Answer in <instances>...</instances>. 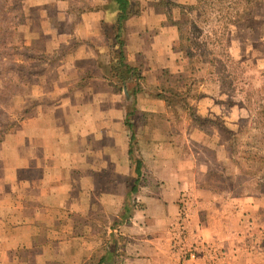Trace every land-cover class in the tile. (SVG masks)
Instances as JSON below:
<instances>
[{"label": "crops", "instance_id": "0c3cea01", "mask_svg": "<svg viewBox=\"0 0 264 264\" xmlns=\"http://www.w3.org/2000/svg\"><path fill=\"white\" fill-rule=\"evenodd\" d=\"M131 1L140 2L141 9L124 21V53L129 65L141 68L146 85L135 96L137 108L144 114L160 113L163 102L154 100L148 88L163 69L173 71L179 65L174 47L177 30L156 0ZM22 2L24 20L7 43L43 53L63 46L74 17L65 9L52 10L57 9L54 0ZM115 16V10L84 13L73 31L84 41L66 59L48 65L45 60H17L19 65H47L44 72L31 74V84L25 83L20 71L14 81L9 75L1 76V83L19 84L18 104L28 101L31 111L0 140V264H49L53 259L61 264H91L95 255L94 264H172L176 260L177 251L170 247L171 226L178 213L177 197L194 171L184 159L183 167L169 171L172 175L164 169L152 172L160 180L137 190L141 205L133 206V185L127 186L123 170L129 146L126 149L120 143V152H115L110 133L122 134L123 109L101 74L104 69L97 67L98 58L107 55L102 29L112 28ZM85 73L89 76L83 80ZM81 80L86 83L82 85ZM5 111L10 114L9 109ZM207 111H216L212 102L199 109ZM152 128L149 123L145 126L146 131ZM145 138L153 145L158 139ZM166 159L159 154L148 157L152 164H169ZM190 187L189 194L200 198L197 210L205 208L210 213L207 223L196 220L200 233L190 234L224 248L222 256L209 264H264V256L255 255L247 243L234 248L231 230L222 236L211 232L212 226L232 224L234 198L215 201V188ZM245 199L247 209L264 211L260 197Z\"/></svg>", "mask_w": 264, "mask_h": 264}, {"label": "rangeland", "instance_id": "374dc122", "mask_svg": "<svg viewBox=\"0 0 264 264\" xmlns=\"http://www.w3.org/2000/svg\"><path fill=\"white\" fill-rule=\"evenodd\" d=\"M54 1L57 2V9L53 7L52 10L65 9L74 17L70 33H65L67 35L65 44H62L63 48L57 47L53 53H47L54 55L53 62L56 63L59 59L68 58L73 48L84 41L79 34L74 35L73 31L81 22L82 15L88 12V6L102 10L105 5L109 12L114 11L115 7L109 0ZM171 1L173 3L169 9L171 19L184 26L180 39L177 33L174 46L175 52L178 53L179 65L173 71L166 68L162 70L169 73L165 76L166 84H163V88L173 91L176 89L179 95L171 96L170 90L166 89L169 91L167 94L169 101L156 96L155 91L159 90L163 82L161 72L152 87L148 88V94L154 100H161L164 110L160 113H141L142 110L137 108L135 96L146 89V85L143 83L144 75L139 66L135 67L140 70L141 80L129 76L123 91L112 87L124 113L122 134L116 130H110L111 138L115 143V152L118 150L120 152V143L125 145L126 149L130 144L132 150L131 155L127 153V159L123 164V170L127 171V186L134 185L136 190L133 194H135L137 190L141 191L142 187L150 184L153 186V182L160 180V178L155 179L152 172L164 169L162 171L172 175L170 172L183 167L184 159L189 161L188 168L192 164L191 170L194 172L193 175L188 174L190 178L186 184L188 186L185 190H181L177 197L176 218L182 210L181 207L184 206L187 214L185 225L188 231L200 233L201 229L196 225V220L200 219L207 223L210 213L205 208H203L204 211H200L201 208L197 210V201L200 198L197 197V199L193 194H189L192 188L190 186L213 187L216 189L215 197H218L215 201L218 199L222 201L225 197L234 198L232 201L234 209L231 215L232 224L212 226L211 232L217 231V235L222 236L226 230H231L234 245H237L235 249L247 243L255 255L261 253L264 256V226L261 225L264 222V211L247 209L248 203L245 199L247 196H254L264 201V192L257 191L258 188L254 182L256 171L261 170L264 164L244 157L246 150L247 153L252 151L258 154V149L264 153V0H261L260 4H254L255 6L253 5V8L246 12L251 14L247 20L235 23L232 22L235 10L227 0L219 4L208 1L200 11L199 8L192 7L196 3L195 0ZM137 4L138 13L141 4L140 2ZM158 6L165 11V7ZM238 8L239 13L243 11V5H239ZM165 14H167L166 11ZM113 31L114 24L112 28L102 29V41L104 38L107 50L106 57L97 60V67L104 69L102 75L108 72L106 67L111 60V42L107 38L110 34L112 36ZM11 38L6 39L7 45H13L7 43L11 41ZM90 39L93 40V38ZM212 57L215 58L210 61ZM239 60L243 63H237ZM54 64L50 66L51 69L55 66ZM5 74L10 76V80L17 77L16 71ZM216 77L217 81H211ZM51 78L54 80L57 78L56 70L51 73ZM1 80L0 76V83ZM133 89L136 93L131 94ZM14 92L13 100L18 105L17 89ZM211 102L216 111L199 112V109H206ZM196 115L211 121H219L233 130L236 133L233 147L229 148L228 140L219 125L204 121L205 130L199 129L193 123L197 121ZM147 123L153 125L151 131L145 130ZM131 133L134 136L129 141ZM146 136L158 138L156 144L147 143ZM154 154L166 155L167 159L164 161L170 163L152 164L148 161V157ZM133 157L140 160L138 175L135 172ZM128 203L131 204V196ZM140 205L141 203L136 200V194L133 195V206ZM210 220L213 218L211 217ZM175 228L174 223L171 226L170 247L172 249L176 248L172 240L176 235ZM195 238L197 251L201 254L204 264H209L216 257L219 259L222 256L224 248L219 244L201 240L199 236ZM173 250L177 251V258L179 252L176 249ZM96 260L95 255L91 264H94ZM49 264H61V262L53 259Z\"/></svg>", "mask_w": 264, "mask_h": 264}, {"label": "trees", "instance_id": "16d2710c", "mask_svg": "<svg viewBox=\"0 0 264 264\" xmlns=\"http://www.w3.org/2000/svg\"><path fill=\"white\" fill-rule=\"evenodd\" d=\"M22 1L23 0H0V76L6 75L7 72L16 71L17 73L20 71L21 74L26 77L25 83L31 84L33 82V78H31V74H34V72H44L45 68L48 64L53 63L54 61V55L47 53H43L37 50L29 49L26 46H19V45H7L5 43L6 39L9 37H13L15 35L17 25L21 23L24 20V13L22 9ZM111 3L114 4L115 7V22H114V31L108 36L107 39H109V42H111V60L110 64L108 63L107 67L108 72L105 73L104 77L107 79V82L109 85L114 87L115 89H118L120 91H123V88L126 85V82L129 80V76L134 77L137 80L142 79V75L140 73V70L135 67L131 66L127 63L125 59V54L123 51L125 39H124V21L129 17L131 14L137 13V2L131 1V0H109ZM214 2L216 4L222 3L224 0H195V4L192 5L194 8H199V11L201 8L206 5V3ZM228 4L233 7L234 11V17L232 19V22H239L247 20V17H249L251 14L246 13L247 11L251 10L253 8L252 6L255 4H260L261 0H227ZM157 4L165 7V11L167 13V20L173 24L176 27L178 37L179 39L182 36V29L184 24L179 23L177 21H173L171 19L169 9L171 5L173 4L171 0H157ZM239 5H243V11L240 13L237 11L239 8ZM254 5V6H255ZM103 5L102 9L107 10L106 6ZM98 9L96 7H87L88 11H92ZM201 14V13H200ZM252 17V16H251ZM61 49L63 46H60ZM60 49V50H61ZM215 57H212L210 61H213ZM27 60V61H33V60H45L47 62L46 66H26V65H19L17 63V60ZM6 60V61H5ZM243 63L242 60L237 61V63ZM167 71L162 72V84L159 88V90L155 91V94L159 98H163L166 101H169L168 93L170 90L171 96L179 95L178 90H172L168 89L166 90L163 88V84H166L165 76H168ZM228 74V73H227ZM89 73H85L82 76V79L84 80V77H88ZM229 76V75H227ZM81 80V84H85ZM218 78L212 79L211 81H217ZM79 83V84H80ZM19 84L17 82L12 83H0V140L3 138V136L14 126L16 121L19 118H23L31 111V105H28V102L25 103V105H17L13 100L14 90H19ZM136 93V90L133 89L132 93ZM130 95V94H128ZM10 110V114H5V110ZM195 119L197 121H194L193 123L198 126L199 129L205 130V126L203 125L204 121L211 122L213 124L219 125V128L223 133L225 134L227 140H228V146L233 147V141L235 140L236 133L226 127L223 123H220L219 121L211 119H207L204 117H200L198 115L195 116ZM205 123V122H204ZM133 133L129 135V141L133 138ZM257 153H253L250 151L249 153L244 154V157L246 159H254L256 162L261 161L264 164V153H261L257 149ZM132 150L129 144L128 147V154L131 155ZM133 162L135 164V172L137 175L139 174V165L140 160L135 159L133 157ZM258 172V173H257ZM255 173V172H254ZM256 177L254 179L255 186L258 188L256 189L259 192H264V165L261 170L256 171ZM138 178V176H137ZM136 178V179H137ZM254 178V177H253ZM136 189L134 185L131 187V192H134Z\"/></svg>", "mask_w": 264, "mask_h": 264}, {"label": "built area", "instance_id": "2783aa9c", "mask_svg": "<svg viewBox=\"0 0 264 264\" xmlns=\"http://www.w3.org/2000/svg\"><path fill=\"white\" fill-rule=\"evenodd\" d=\"M181 208L182 210L175 221L176 235L175 238H172L175 249L178 250L179 254L172 264H202L197 251L196 238L193 234H190L185 225V222H187L186 208L184 206Z\"/></svg>", "mask_w": 264, "mask_h": 264}]
</instances>
